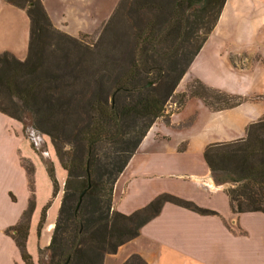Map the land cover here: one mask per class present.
I'll return each instance as SVG.
<instances>
[{
	"label": "trees",
	"instance_id": "1",
	"mask_svg": "<svg viewBox=\"0 0 264 264\" xmlns=\"http://www.w3.org/2000/svg\"><path fill=\"white\" fill-rule=\"evenodd\" d=\"M172 1L166 14L154 0H120L106 26L121 12L137 17L136 32L116 49L97 47L81 52L72 43L76 39L54 28L41 0H7L25 10L30 37L24 60L8 52L0 54V113L48 137L66 172L51 240L38 250V264H104L107 255L116 254L139 235L163 203L201 211L164 196L130 217L111 212L118 176L151 126L164 116L165 103L176 94L227 0ZM143 12H154L153 20L163 21L144 22L139 16ZM193 41L196 44L189 57L180 58L183 46ZM67 42L79 60L69 58ZM83 53L89 58L86 62ZM176 98L181 106L189 98H199L215 112L241 104L198 79ZM100 147L111 148L110 155L102 157ZM204 155L212 180L226 188L234 213L264 214V117L247 127L243 139L211 144ZM48 171L57 194L58 184ZM29 183L33 186V181ZM33 211L34 204H29L18 223L5 230L24 264H34L26 248ZM123 264L147 263L132 255Z\"/></svg>",
	"mask_w": 264,
	"mask_h": 264
},
{
	"label": "crops",
	"instance_id": "2",
	"mask_svg": "<svg viewBox=\"0 0 264 264\" xmlns=\"http://www.w3.org/2000/svg\"><path fill=\"white\" fill-rule=\"evenodd\" d=\"M41 1L54 28L77 37L96 31L120 0ZM29 27L25 10L0 0V54L8 52L19 59L17 44H22L25 54ZM208 38L186 73L204 53ZM248 55L264 61L262 55ZM262 61L259 63L264 65ZM237 108L211 113L199 99H193L180 112L155 121L113 186L111 210L130 217L168 196L201 211L163 203L142 225L139 235L112 255L111 264H123L132 255L147 264H264V214L234 213L224 186L212 180L204 155L211 144L243 139L247 127L264 117L263 113L245 121L233 118ZM25 140L23 125L0 113V264H24L5 230L18 223L31 196L20 150ZM53 227L47 226L51 235ZM104 261L108 263V259Z\"/></svg>",
	"mask_w": 264,
	"mask_h": 264
},
{
	"label": "rangeland",
	"instance_id": "3",
	"mask_svg": "<svg viewBox=\"0 0 264 264\" xmlns=\"http://www.w3.org/2000/svg\"><path fill=\"white\" fill-rule=\"evenodd\" d=\"M154 1L157 2L155 3L156 5L161 3L162 5L159 4L161 5L160 7L165 8L166 14H168L167 8L172 7V0ZM224 7L218 25L209 36L204 47V53L195 61L193 69L184 75L177 86L176 94L174 93L175 96L173 95L165 103V114L162 118H167L171 114L180 112L189 101L199 99L189 98L181 106L177 102L178 98H176V95L185 92L187 86L193 80L191 78L198 75H201L200 80L205 81V84L208 83L210 86L206 85L212 89L241 101V107L239 105V108L233 112V118L238 117L241 118L240 120L245 121L252 117L261 116L264 113V65L259 63V61H262L260 58L249 57L248 55L250 53L254 56H264V0H227ZM139 16L140 20L144 22L150 21L152 23L155 20L154 12L139 13ZM108 20L94 32L72 37L76 41L71 42L81 52L87 49H97V47L104 49L114 47L116 49L136 32V25L139 23L137 17L129 18L121 12L114 20V23H110L107 27ZM162 21L154 22L158 24ZM71 42H67L71 51L68 53L69 58L77 57L76 60H79V55L72 47ZM195 44L196 42L193 41L189 47L183 46L180 58L186 59L189 57ZM17 45L19 46L16 50L17 54L20 56L19 59L23 60L26 58L28 41L25 54L21 52L20 46L22 44ZM85 54L83 53V55ZM88 59L85 55L84 61L86 62ZM262 62L264 63V61ZM199 100L204 104L201 99ZM207 108L211 113L218 112L213 111L209 107ZM24 133L26 140L20 146V150L24 158L23 166L28 174V183L33 181V186H30L29 183V190L33 192H31L27 206L34 204L32 214L33 228L28 238L27 252L34 259H32L33 263L38 264V250L45 247L47 242H50L51 234L47 231V226L54 224L57 217L64 193L66 172H63L48 137L41 136L28 127H24ZM100 151L102 157L109 156L111 148L100 147ZM48 169L52 171L58 184L57 194L54 193ZM11 197L15 201V197L12 195ZM46 206L48 208L45 222L43 228L38 231L41 214ZM111 212L113 211L111 210ZM38 247L40 248L38 249ZM113 258L112 255H107L105 260L108 259V263L106 264H111Z\"/></svg>",
	"mask_w": 264,
	"mask_h": 264
},
{
	"label": "water",
	"instance_id": "4",
	"mask_svg": "<svg viewBox=\"0 0 264 264\" xmlns=\"http://www.w3.org/2000/svg\"><path fill=\"white\" fill-rule=\"evenodd\" d=\"M152 84H148V86H151ZM89 188H87L86 190H84L83 192H82V194L80 195V197H79V201H78V204H77V207L81 204V201H82V198H83V196L85 195V193L87 192V190H88Z\"/></svg>",
	"mask_w": 264,
	"mask_h": 264
}]
</instances>
